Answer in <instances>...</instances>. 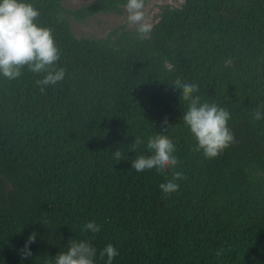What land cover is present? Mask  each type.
<instances>
[{
	"label": "trees",
	"instance_id": "16d2710c",
	"mask_svg": "<svg viewBox=\"0 0 264 264\" xmlns=\"http://www.w3.org/2000/svg\"><path fill=\"white\" fill-rule=\"evenodd\" d=\"M33 3L66 75L43 90V73L27 67L0 77V264H48L82 239L96 264L108 243L118 250L112 264H264V119H254L264 111V0L166 4L150 33L121 25L102 38L77 37L70 19L122 13L124 0ZM178 79L230 112L235 139L219 156L196 150ZM165 119L172 125L162 130ZM154 135L179 158L163 177L131 168ZM175 171L178 190L162 194ZM91 220L100 231L83 230Z\"/></svg>",
	"mask_w": 264,
	"mask_h": 264
},
{
	"label": "clouds",
	"instance_id": "9594fccd",
	"mask_svg": "<svg viewBox=\"0 0 264 264\" xmlns=\"http://www.w3.org/2000/svg\"><path fill=\"white\" fill-rule=\"evenodd\" d=\"M145 0H124L127 22L134 25L136 31L144 36L152 31L154 24L145 19ZM40 9L33 0H0V77L9 80L18 78L22 69L27 67L33 73H43L37 84L43 90L48 85H55L63 80L66 72L63 66H58L60 48L49 26L41 24ZM170 67V65H167ZM179 92L180 100L187 101V107L182 116L183 122L196 139V150L202 151L209 159L219 156L234 142V133L228 126L230 112L216 103L201 101L198 85L195 82L176 80L171 84ZM254 119H264V111L257 109ZM172 124L167 119L162 121V130ZM144 141L136 138L130 150ZM146 147L150 154H140L131 161V168L137 172L155 171L158 176L175 169L179 163L175 144L166 135L147 137ZM116 161L122 159L120 148L113 151ZM182 173L175 171L170 179L159 185V191L170 195L179 188L178 180ZM43 224L44 222L41 221ZM101 225L94 220L88 221L83 230L96 233ZM37 233L30 232L20 250L21 255H32L30 245L35 242ZM118 255L117 248L108 243L99 251V256L105 258V264H112ZM97 249L89 240H73L68 243L66 250L59 251L54 261L48 264H96Z\"/></svg>",
	"mask_w": 264,
	"mask_h": 264
},
{
	"label": "rangeland",
	"instance_id": "374dc122",
	"mask_svg": "<svg viewBox=\"0 0 264 264\" xmlns=\"http://www.w3.org/2000/svg\"><path fill=\"white\" fill-rule=\"evenodd\" d=\"M93 0H64L68 8H77ZM184 0H152L145 4V19L155 24L160 19L163 6L171 4L181 6ZM72 30L77 37H105L112 29L125 25L127 29L136 31L134 25L127 22V13L123 8L122 13H102L95 15L85 21L70 19Z\"/></svg>",
	"mask_w": 264,
	"mask_h": 264
}]
</instances>
